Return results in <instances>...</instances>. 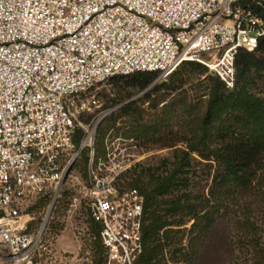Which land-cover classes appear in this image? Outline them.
<instances>
[{"label": "built area", "instance_id": "built-area-1", "mask_svg": "<svg viewBox=\"0 0 264 264\" xmlns=\"http://www.w3.org/2000/svg\"><path fill=\"white\" fill-rule=\"evenodd\" d=\"M261 42L264 0H0V264H57L37 216L85 151L103 264H136L145 199L122 183L146 154L112 130L96 157L98 128L114 109L94 91L116 77L168 78L184 62L233 89L238 51Z\"/></svg>", "mask_w": 264, "mask_h": 264}, {"label": "trees", "instance_id": "trees-1", "mask_svg": "<svg viewBox=\"0 0 264 264\" xmlns=\"http://www.w3.org/2000/svg\"><path fill=\"white\" fill-rule=\"evenodd\" d=\"M252 1L247 0L248 3ZM235 68L236 82L232 90L212 74L201 80L210 72L198 63L185 62L181 64L180 71L173 73V77H180L179 87L175 90L194 83L198 92L203 87L206 96L205 101L190 110L194 115L191 122L181 123L175 106V126L180 124L179 128L185 131L184 137H179L178 141H170L166 135L172 121L168 115L146 125L141 123L140 114L134 113L132 122L136 124L130 127L128 123L120 131L125 137L135 139L142 149L150 145L169 148L181 142L186 145V150L175 152V165L170 173L163 175L140 170L137 178L126 182L128 175L136 173L137 166L123 177L122 186L137 189L145 199L143 253L136 264H162L166 248H172L170 252L175 257V227L195 220L193 230L196 222L202 224L197 238L205 236L211 227L213 217L204 213L207 209L216 210L214 206L207 204L209 200L202 201L200 196L187 193L191 186L188 174L192 161L206 162L214 172L209 176L212 180L210 196L217 204L224 199L235 198L255 185L264 193V42L252 53L239 50ZM158 77V73H141L114 78L113 84L120 85L117 98L124 101L135 93L146 91ZM127 107V111H132L134 104ZM103 124L97 131L96 157L104 156L106 137L110 131L116 130L113 127L108 131ZM80 134L77 132L78 136ZM89 158V152L85 151L80 161L81 168H87ZM92 223L97 236L98 264H103L101 228ZM256 257L255 264H264L263 253Z\"/></svg>", "mask_w": 264, "mask_h": 264}, {"label": "rangeland", "instance_id": "rangeland-1", "mask_svg": "<svg viewBox=\"0 0 264 264\" xmlns=\"http://www.w3.org/2000/svg\"><path fill=\"white\" fill-rule=\"evenodd\" d=\"M180 68L181 65L175 72L180 71ZM208 75L211 73L201 80ZM179 79V75L173 77V74L168 78L158 77L146 91L135 93L124 101L117 98L120 85L113 84L114 79L99 86L92 96L96 97L104 108L114 109L103 122V126H106V130L114 127V132L119 133L128 123L129 126L136 124L132 122L135 114H140L141 123L146 125L168 115L172 121L166 135L170 141H178L179 137H184L185 131L179 128L180 124L175 126V106L180 122L187 123L194 118L190 110L206 99L203 87L201 92H198L194 83L175 90L179 87ZM130 104H134L133 112L127 111ZM140 142L143 144L142 140ZM179 150H186V145L181 142L169 148L158 145L145 146V158L134 166H138L136 173L134 171L128 175L126 182L130 183L137 178L140 170H150L163 175L170 173L175 165V152ZM80 164L81 162L70 172L51 208L43 215L37 216L38 221L46 222V239L58 260L57 264H98L97 236L84 196L87 168H81ZM191 165L188 174L191 186L187 193L200 196L202 201H210L207 204L214 206L216 210L207 209L204 214L213 217V223L202 238H197L202 224L196 222V228H192L195 220L188 221L185 226L175 227V257L171 253L173 249L166 248L162 264H255L256 256L259 253L264 255L263 191L255 185L235 198L224 199L217 204L210 196L212 180L209 176L210 172H214L206 162L192 161Z\"/></svg>", "mask_w": 264, "mask_h": 264}, {"label": "water", "instance_id": "water-1", "mask_svg": "<svg viewBox=\"0 0 264 264\" xmlns=\"http://www.w3.org/2000/svg\"><path fill=\"white\" fill-rule=\"evenodd\" d=\"M114 79V78H113ZM113 79H110L109 81L113 80ZM72 168L67 172L65 178H64V181L67 179V177L69 176L70 172H71Z\"/></svg>", "mask_w": 264, "mask_h": 264}]
</instances>
